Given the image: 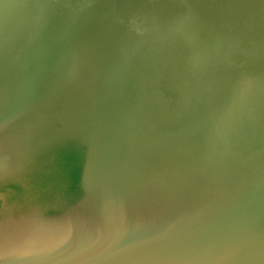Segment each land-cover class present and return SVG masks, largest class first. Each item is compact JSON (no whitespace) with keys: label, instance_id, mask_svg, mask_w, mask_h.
<instances>
[{"label":"water","instance_id":"water-1","mask_svg":"<svg viewBox=\"0 0 264 264\" xmlns=\"http://www.w3.org/2000/svg\"><path fill=\"white\" fill-rule=\"evenodd\" d=\"M0 264H264V0H0Z\"/></svg>","mask_w":264,"mask_h":264}]
</instances>
